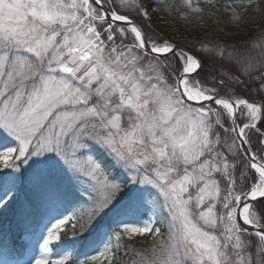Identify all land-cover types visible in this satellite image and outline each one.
Instances as JSON below:
<instances>
[{
    "label": "snow or ice",
    "instance_id": "6c2138e0",
    "mask_svg": "<svg viewBox=\"0 0 264 264\" xmlns=\"http://www.w3.org/2000/svg\"><path fill=\"white\" fill-rule=\"evenodd\" d=\"M253 2L225 0L228 24ZM174 9L191 31L219 6L0 0V208L26 173L66 181L76 201L0 264H264V99L237 91L264 93V28L243 50L182 44L152 23ZM202 57L239 74L202 78ZM148 234L149 248L129 243Z\"/></svg>",
    "mask_w": 264,
    "mask_h": 264
},
{
    "label": "trees",
    "instance_id": "16d2710c",
    "mask_svg": "<svg viewBox=\"0 0 264 264\" xmlns=\"http://www.w3.org/2000/svg\"><path fill=\"white\" fill-rule=\"evenodd\" d=\"M179 2L180 0H176L177 4ZM216 2L219 6V11L212 9L214 15H212L211 18H209L207 14L205 15L206 26L204 28L193 27L191 31H188L185 22L179 19V12L175 9L171 15L163 13V21L154 17L152 22L154 26H158L159 31L165 36H174L176 41L182 44H187L193 40H208L219 37L226 43L235 44L238 48L243 50L241 42L250 41L259 35L257 25L264 28V0H254L253 4L247 8V11L238 9L243 16V22L240 24L239 29L233 28L228 24L229 14L224 11L225 0H216ZM257 3L259 4V11L256 10ZM179 11H184V9L181 8ZM217 19L220 20L221 23H213V21ZM164 21H167V23ZM221 28H224L226 32L234 34L230 36L224 35L219 32ZM202 59L204 63L202 78L211 76L219 77L220 69H224L233 74H239L234 68L230 67L219 58L202 57ZM252 89H256L257 91L253 92ZM237 91L249 100L264 99V93L259 91V84L257 82H252L247 91H240L239 89H237ZM4 187L5 183L0 182V196L4 192ZM66 190L65 186L60 182L50 183L48 181L38 180L31 189L23 183L20 187L18 198L10 211L0 216V236L3 234L5 236V234L8 233L4 228L5 222L10 224L7 228H9L12 235V233L16 234L18 230L26 229L30 225L34 226L35 223H28V221H26L27 216H35L41 213L44 215L50 209L49 207L53 205H59L63 211L64 209L67 212L70 211L69 207L72 205V202ZM20 234L21 233L18 232L17 235ZM8 236L9 234L6 237ZM129 243L135 248H149L153 240L151 234H149L146 237H137L134 241ZM120 259L124 264H127L130 257H125L121 254Z\"/></svg>",
    "mask_w": 264,
    "mask_h": 264
},
{
    "label": "rangeland",
    "instance_id": "374dc122",
    "mask_svg": "<svg viewBox=\"0 0 264 264\" xmlns=\"http://www.w3.org/2000/svg\"><path fill=\"white\" fill-rule=\"evenodd\" d=\"M6 180L10 182V176L8 175V170H0V182L5 183ZM38 180H41L38 177V175L26 173L24 181L22 183H18L17 185L14 199L8 204L7 207L0 208V216H2L3 214H7L10 211L13 204L18 198L19 190L23 183L26 184V186H28V188L31 189L33 185L37 183ZM60 183H62L65 186V188L67 189L66 191L68 192V197L71 198L72 205L69 207L70 211L67 212L65 209L63 211V209L59 205L56 204V205H53L52 207H49L50 209L44 215L43 213H41L42 215L36 214L35 216H27L26 221H28V223L30 222L33 224L35 223L34 226H36V224L37 226L34 227L33 225H30L26 229L18 230V232L21 233L20 235H17L18 232H16V234L12 233L11 235V231L9 230V228H7L8 225L10 224L8 222H5L4 228L5 230H7L8 233L5 234V236L4 234L0 236V239H1L0 240V261H3L5 258L8 259L9 261H15L18 259L23 260L24 254L27 252L30 243H34L36 238L40 235L39 229L42 226V220H44V218L47 217L49 213H53L57 209L60 212H63L65 214L71 213L73 211V208L76 204V201L74 199L75 188L74 187L70 188L66 181L60 182ZM3 195H4V192L1 196ZM0 225H1V222H0ZM78 230L79 229H77V231ZM8 234L9 236L6 237ZM71 234H72L71 231H66V233L62 232L61 233L62 240H66L70 238ZM40 242L42 243V240ZM5 245H7V248L9 250L7 256L5 255ZM53 247H55V245Z\"/></svg>",
    "mask_w": 264,
    "mask_h": 264
}]
</instances>
